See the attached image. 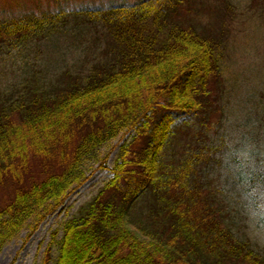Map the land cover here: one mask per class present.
Returning <instances> with one entry per match:
<instances>
[{
	"label": "trees",
	"instance_id": "trees-1",
	"mask_svg": "<svg viewBox=\"0 0 264 264\" xmlns=\"http://www.w3.org/2000/svg\"><path fill=\"white\" fill-rule=\"evenodd\" d=\"M193 2L136 0L0 17V51L51 38L69 14L101 42L85 72L67 71L49 89L28 88L11 101L0 93V189L13 187L0 204V251L23 229L31 234L85 180L86 158L133 131L111 179L64 223L59 239L54 233L42 264H264L224 214H214L229 202L213 186L221 152L207 145L203 118L224 47L190 25L182 12ZM254 160L255 179L264 181V156ZM32 162L42 174L30 176ZM140 203L156 219L143 222Z\"/></svg>",
	"mask_w": 264,
	"mask_h": 264
},
{
	"label": "rangeland",
	"instance_id": "rangeland-1",
	"mask_svg": "<svg viewBox=\"0 0 264 264\" xmlns=\"http://www.w3.org/2000/svg\"><path fill=\"white\" fill-rule=\"evenodd\" d=\"M127 1L0 0V17L46 10L62 9L67 13L75 9H102L136 0ZM191 1H194L192 6L182 12L190 18V25L205 33V36L216 38L224 47L220 78L211 83V106L203 118L205 125H209L205 132L207 145H216L215 149L221 152L217 157L213 186L226 195L229 202V209H222V212L213 209L214 214L216 217L224 214V219L232 225L238 238L242 241L247 238L251 246L264 256V232L250 228L240 202L239 184L248 166L236 155L247 144L254 158L257 152L260 157L264 156V0ZM67 17L69 19L63 30L51 38L0 51V93L7 96V100L24 94L28 88L36 90L56 84L57 78L67 71L83 73L92 65L101 51V42L97 40L94 28L90 24L76 25L71 14ZM179 21L184 23L182 18ZM88 28L91 30L87 31ZM132 133H121L86 158L83 162L85 180L31 234L28 235V231L23 229L7 242L0 251V264H42L54 233L55 238L59 239L64 223L80 216L111 179V168L118 159L120 146L130 139ZM41 170L38 163L32 162L30 176L36 177ZM12 191L11 185L0 189V204L12 196ZM68 198L70 201L66 202ZM140 205L135 210H140L143 222L152 221L151 217L156 219L154 210L145 207L148 204ZM44 221L47 222L42 227L41 235L33 238ZM139 224L136 216H133L129 225L135 229ZM148 227L151 228V225ZM56 250V245H53L51 258L55 257Z\"/></svg>",
	"mask_w": 264,
	"mask_h": 264
},
{
	"label": "clouds",
	"instance_id": "clouds-1",
	"mask_svg": "<svg viewBox=\"0 0 264 264\" xmlns=\"http://www.w3.org/2000/svg\"><path fill=\"white\" fill-rule=\"evenodd\" d=\"M236 155L251 169L249 173L251 178L241 177L239 184L240 202L244 215L250 228L256 232H264V181L255 179L258 166L255 165L250 146L245 144L237 151Z\"/></svg>",
	"mask_w": 264,
	"mask_h": 264
},
{
	"label": "bare ground",
	"instance_id": "bare-ground-1",
	"mask_svg": "<svg viewBox=\"0 0 264 264\" xmlns=\"http://www.w3.org/2000/svg\"><path fill=\"white\" fill-rule=\"evenodd\" d=\"M85 186H86V185H84V186H82V187H85ZM82 187H81V188H82ZM81 188H80L77 192H79V191L81 190ZM69 199H70V198H68V199L66 200V202L70 201ZM62 206H63V205H62ZM46 222H47V221H44V222L40 225L38 231H37L36 233H34V237H33V238H37L38 236L41 235V233H42V227L46 224ZM48 227H49V226H48ZM48 227L46 228V231H47Z\"/></svg>",
	"mask_w": 264,
	"mask_h": 264
}]
</instances>
